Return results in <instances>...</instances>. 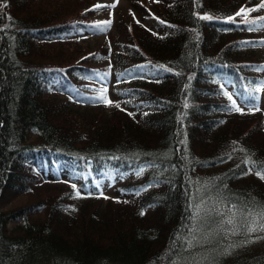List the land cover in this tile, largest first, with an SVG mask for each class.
Masks as SVG:
<instances>
[{
    "label": "trees",
    "instance_id": "1",
    "mask_svg": "<svg viewBox=\"0 0 264 264\" xmlns=\"http://www.w3.org/2000/svg\"><path fill=\"white\" fill-rule=\"evenodd\" d=\"M70 1L0 0V264H170L196 253L191 235L203 243L217 227L193 219L198 205L259 211L264 181L245 173L264 170V115L236 111L211 80L230 78L244 105L264 101V89L257 90L264 85V35H255L264 29L262 0H132L120 16L116 11L126 24L116 21L84 51L66 44L105 24L92 17L111 1ZM42 4L49 9L34 13ZM242 7L258 9L246 14L252 31L244 15L235 16ZM113 46L120 47L116 89L140 105L133 115L83 109L72 96L95 94L89 88L99 86L100 59ZM36 167L80 173L73 177L79 185L38 186ZM125 174L116 184L119 198L104 204L98 182ZM83 187L94 195L80 196ZM39 189L45 192L36 195ZM23 193L33 200L4 209L9 196ZM74 196L82 197L75 207ZM195 225L202 230L190 233ZM234 257L229 264H264V249L248 261Z\"/></svg>",
    "mask_w": 264,
    "mask_h": 264
},
{
    "label": "rangeland",
    "instance_id": "2",
    "mask_svg": "<svg viewBox=\"0 0 264 264\" xmlns=\"http://www.w3.org/2000/svg\"><path fill=\"white\" fill-rule=\"evenodd\" d=\"M65 2V0H63ZM80 1H86V0H72L70 1L71 3H77V6H80L81 3H78ZM110 4L108 5L107 3V7L111 6V5H115V7H113V12H109L111 15L108 16V8L107 10H100L97 13L94 14V16L92 17L93 19H100L101 22H106V19L109 18V21H111L110 23V29H108V31H105L107 27H105V24H100L99 26L101 28H103V30H98L96 27L91 26V28H89L88 30H84L83 33L78 34L76 36L71 37L72 40L76 43H73L72 46L66 44L67 47L69 48H73V47H80L81 50H85L87 47H90L92 49L96 48L104 39L107 38L109 36L110 31L112 32V30H115V22H119L120 23V15L122 13H124L125 11H122L125 8H129L132 5V0H110ZM70 2H66L67 4H71ZM262 2H264V0H262ZM66 4V5H67ZM65 5V6H66ZM43 6H45L44 4L37 5L35 7L37 8H33V12L37 13L38 10H41L43 8ZM264 8V7H262ZM44 9H49V6H45ZM119 9V11L116 13V11ZM77 11V10H76ZM40 13V12H39ZM63 16H66L65 13H62ZM136 15L138 17V19L140 21H142V23H144L147 26H151L153 28L156 27V24L154 22V20L152 18H145L144 17V13H140L138 11H136ZM121 24H126L125 20L124 22L121 21ZM120 25V26H122ZM258 32L255 33V35H260L261 32L264 35V29H260L257 30ZM119 31H117L116 34H118ZM89 48V49H90ZM120 47L119 46H113L111 48V55L110 57L107 58H102L100 59L101 64H103L105 66V70L104 72L101 71L99 73V76L95 79L98 81V83H94V85H99L98 87L96 86H92L89 88V90L91 92H94V95H88V94H78L76 95H72L73 97H76L78 100L84 101L86 104L88 105V107H92V109H96V110H100L99 108H106L108 112H111L114 108H121L131 114H134L135 111L139 108V104H136L133 102L132 99L127 98V97H123L121 96V94L117 91L116 89V81L118 79L117 75L115 74L114 71V67H113V60L115 58V53H117L119 51ZM260 55H262L264 57V42L261 44V48H260ZM107 65V66H106ZM264 65V63L262 64ZM262 74H264V72H262ZM86 80H90V78H86ZM92 81V80H91ZM211 82L213 84H217L220 87H222L225 91V93L231 97V99L233 100V102L236 103L237 107H239L242 112H246L249 114H259L262 113L264 115V102H262L261 104H258L255 106L256 109L259 110H252L253 106H248V105H244L242 104V98L238 93H235L234 91V84L231 81L230 78H222L218 75H213L212 76V80ZM62 85L59 86V83L56 84V87H61ZM261 90L264 89V85L260 86ZM103 90V93H102ZM101 94H103V96L105 97V99L107 101H111V106H108L104 100H98L96 99L97 97H99ZM118 105V106H117ZM86 106L83 107V109H89V108H85ZM94 107V108H93ZM241 112V111H239ZM32 138H36V137H32ZM38 169V170H37ZM37 170L36 172L38 174H42L43 178L39 181H37L35 184L40 186L43 183H47L49 182L47 179H44L46 177H48V174L50 175V170H41L39 168H33V171ZM143 170V169H142ZM140 170L139 172H136L134 174H131V176H134L135 178L138 177L143 171ZM67 173V172H66ZM65 173V174H66ZM130 175V174H129ZM250 175H253L255 177L258 178V176L256 175V171H252ZM73 177L75 178H80L81 175L80 173H75L73 175L71 174H67L65 176V178L69 181L67 182H56V181H51L49 183H59V184H65L67 187H74L77 186L76 184L72 183L71 180H75L73 179ZM122 178H127V175L125 174L124 177ZM260 179V178H258ZM121 180V177L119 176H113L112 178L108 179V180H104V181H100L99 184L102 186L99 189V192L97 193L98 196H101L102 200L104 201V204H106L110 199H118V194H117V190H116V184L118 183V181ZM261 180V179H260ZM81 181V180H79ZM264 181V180H262ZM76 182V180H75ZM74 185V186H73ZM34 188V187H33ZM32 188V189H33ZM86 188H81L79 190V195L80 196H84V197H91L94 194H91L89 192V190H85ZM44 189H39L38 192H36L35 194L38 195L39 193H43ZM28 192H35V190L32 191H28ZM45 192V191H44ZM35 194H12L11 196H9L5 202V210H11L14 209L15 207L24 205L32 200H29L33 195ZM44 195H50V194H44ZM78 195V194H77ZM76 196V195H75ZM74 196V197H75ZM78 197V196H77ZM38 199V197H36ZM82 197H78V198H74L76 199V201L73 199V202H71L73 204V206L75 207L79 202H81V200L78 201V199H81ZM29 200V201H28ZM36 201V200H35ZM126 201H129V199H127ZM44 214H42L39 217H42ZM33 220L38 219V214H35L32 216ZM16 224L14 223H9L8 224V229L12 230L15 229ZM225 227H229L227 225H225ZM257 236H262L264 237V232H257V233H253L251 235L247 234L243 229H241L240 233L237 235H229L227 238H224L221 235V239L217 241V235L214 236H209L208 240H206V242H203L202 245L200 246L199 244L196 245V247L198 248L196 253H194V251L190 250L188 253H185L183 256L179 257L178 259H176L174 262L170 263V264H229L231 262V260L233 258H235V255H238V257L240 256L241 262H243L245 259H247V261L249 260V256H251L252 254L261 251L264 249V239H258L256 240L255 237ZM254 240L255 242L252 243H244V241L246 240ZM221 244H223L222 246H220ZM235 247H232V246ZM227 249V251H225ZM191 252V253H190ZM190 253V254H189ZM194 253V254H193ZM240 262V261H239Z\"/></svg>",
    "mask_w": 264,
    "mask_h": 264
},
{
    "label": "snow or ice",
    "instance_id": "3",
    "mask_svg": "<svg viewBox=\"0 0 264 264\" xmlns=\"http://www.w3.org/2000/svg\"><path fill=\"white\" fill-rule=\"evenodd\" d=\"M110 7H115V5H111ZM260 7H264V2H262ZM254 10H258V9H245L242 7L235 14V16H242V15L245 16L246 22L250 25L248 28L249 31L254 30L253 26L255 25V21H247L246 14ZM201 19H211V17L203 16L201 17ZM259 19L264 20V17L259 18ZM228 22H235V17H229ZM110 23L111 21L105 22V27L110 26ZM94 27H96L98 30H101V31L103 30V28H101L99 25H96ZM168 71H171V69H168ZM257 90L259 91L260 89H257ZM102 93H103V90H102ZM96 99L104 100L108 106H111L112 102L107 101L105 97L103 96V94H101ZM252 99H255V97H252ZM233 106L236 108V111H242L239 107H236L235 102H233ZM185 107H187V104L185 105ZM252 110H259V109H256L255 105H253ZM251 171L252 170L249 169L248 172L245 173V175L251 174ZM256 175L261 180H264V170L257 171ZM218 204L224 205L223 198H219ZM259 208L260 210L257 211L253 207H249L246 204L240 205L239 203H231L230 205H224V207L214 205L212 208H205V207H201L198 205L193 219L201 223H204L206 220H211L212 223H215L217 225L216 229H214L211 233L208 234L209 236L222 235L224 238H227L229 235L239 234L241 229H243L247 234L251 235L257 232H264V205L259 206ZM201 212H203V216H201ZM143 214L144 213L141 212V215ZM213 215L219 216L220 219L218 221L213 220L212 219ZM225 225L229 227H225ZM201 230L202 229L199 225H195L190 230V233H195ZM255 239L256 240L264 239V237L257 236L255 237ZM252 242H255V241L251 239L244 241V243H252ZM187 243H188V247L191 248V247H194L195 245L202 243V241L199 240L196 235H191V239L187 240ZM232 247H235V246L233 245ZM225 251H227V249Z\"/></svg>",
    "mask_w": 264,
    "mask_h": 264
}]
</instances>
